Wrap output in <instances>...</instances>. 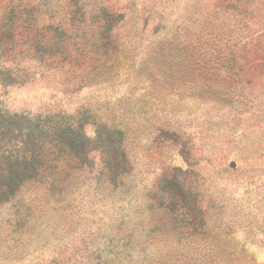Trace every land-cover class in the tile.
I'll return each mask as SVG.
<instances>
[{
    "label": "rangeland",
    "instance_id": "rangeland-1",
    "mask_svg": "<svg viewBox=\"0 0 264 264\" xmlns=\"http://www.w3.org/2000/svg\"><path fill=\"white\" fill-rule=\"evenodd\" d=\"M9 7L0 111L114 126L130 166L1 204L0 264H264V0Z\"/></svg>",
    "mask_w": 264,
    "mask_h": 264
},
{
    "label": "trees",
    "instance_id": "trees-1",
    "mask_svg": "<svg viewBox=\"0 0 264 264\" xmlns=\"http://www.w3.org/2000/svg\"><path fill=\"white\" fill-rule=\"evenodd\" d=\"M1 11L0 20L19 12L14 7ZM2 51L5 50L0 38ZM6 72L2 71L1 79ZM82 125L65 115L29 116L0 111V205L16 204L22 196L39 189L51 196L62 192L61 173L89 166L94 149L100 152L103 170L112 181L122 176L130 166L122 131L99 125L92 140Z\"/></svg>",
    "mask_w": 264,
    "mask_h": 264
}]
</instances>
